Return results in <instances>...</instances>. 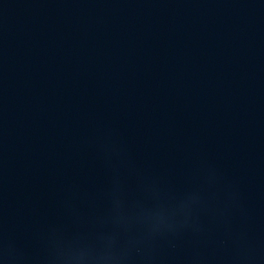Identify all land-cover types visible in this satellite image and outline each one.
Returning <instances> with one entry per match:
<instances>
[{
	"label": "water",
	"instance_id": "water-1",
	"mask_svg": "<svg viewBox=\"0 0 264 264\" xmlns=\"http://www.w3.org/2000/svg\"><path fill=\"white\" fill-rule=\"evenodd\" d=\"M0 264H264V0H0Z\"/></svg>",
	"mask_w": 264,
	"mask_h": 264
}]
</instances>
